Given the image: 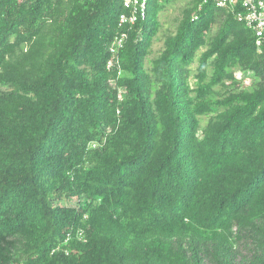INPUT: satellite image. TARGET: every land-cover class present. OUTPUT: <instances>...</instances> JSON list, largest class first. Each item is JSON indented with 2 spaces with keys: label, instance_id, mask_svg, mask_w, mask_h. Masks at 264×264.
<instances>
[{
  "label": "trees",
  "instance_id": "1",
  "mask_svg": "<svg viewBox=\"0 0 264 264\" xmlns=\"http://www.w3.org/2000/svg\"><path fill=\"white\" fill-rule=\"evenodd\" d=\"M125 12L0 0V264H264V45L212 1Z\"/></svg>",
  "mask_w": 264,
  "mask_h": 264
},
{
  "label": "built area",
  "instance_id": "2",
  "mask_svg": "<svg viewBox=\"0 0 264 264\" xmlns=\"http://www.w3.org/2000/svg\"><path fill=\"white\" fill-rule=\"evenodd\" d=\"M125 13L119 17V26H132L146 16L148 0H121ZM212 1L217 8L230 9L235 12L238 21L254 32L255 45L258 49L264 45V0H203V3ZM125 35L116 38L111 52L123 46ZM110 65V63H109Z\"/></svg>",
  "mask_w": 264,
  "mask_h": 264
},
{
  "label": "rangeland",
  "instance_id": "3",
  "mask_svg": "<svg viewBox=\"0 0 264 264\" xmlns=\"http://www.w3.org/2000/svg\"><path fill=\"white\" fill-rule=\"evenodd\" d=\"M183 5H184V3L178 2L174 5L168 6L162 13H160L159 21H160L162 27L160 29L158 38L155 40V42L152 46L153 54L150 56V58L156 56L158 51L161 49V46H162L161 36H162V34H164L166 32L173 31L174 19L179 16ZM194 67H195V65L193 66V68ZM192 73H194V72H192ZM192 82H193V79H191V83ZM221 92H224V90H221ZM204 121H205V119H204Z\"/></svg>",
  "mask_w": 264,
  "mask_h": 264
}]
</instances>
